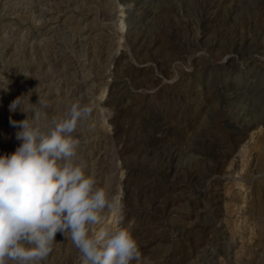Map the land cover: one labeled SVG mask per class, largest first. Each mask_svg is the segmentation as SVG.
<instances>
[{"label": "rangeland", "instance_id": "1", "mask_svg": "<svg viewBox=\"0 0 264 264\" xmlns=\"http://www.w3.org/2000/svg\"><path fill=\"white\" fill-rule=\"evenodd\" d=\"M202 1L0 0V155L17 97L49 124L87 106L79 156L121 204L93 231L141 264H264V0ZM44 264L82 259L58 232Z\"/></svg>", "mask_w": 264, "mask_h": 264}, {"label": "clouds", "instance_id": "2", "mask_svg": "<svg viewBox=\"0 0 264 264\" xmlns=\"http://www.w3.org/2000/svg\"><path fill=\"white\" fill-rule=\"evenodd\" d=\"M18 109L25 119L10 124L21 143L0 155V264H44L58 232L71 239L82 264H141L138 241L127 229L93 231L105 209L121 204L86 174L79 156L74 134L91 109L72 103L50 124L40 110L29 115L22 96L9 105L10 112Z\"/></svg>", "mask_w": 264, "mask_h": 264}, {"label": "bare ground", "instance_id": "3", "mask_svg": "<svg viewBox=\"0 0 264 264\" xmlns=\"http://www.w3.org/2000/svg\"><path fill=\"white\" fill-rule=\"evenodd\" d=\"M213 3V0H203L202 1V7L204 8V7H208L209 5H211ZM200 7V6H199ZM12 12V11H11ZM138 37V36H137ZM141 39V38H140ZM189 39V38H188ZM192 39V38H191ZM185 41V40H184ZM182 42L181 43V45L182 46H187V47H191L192 46V43H193V41L192 40H187V41H185V42ZM238 41V40H237ZM237 41H235L234 40V42H233V45H236V47L237 46H239V47H241V43L240 44H237ZM195 44V43H194ZM259 44V43H258ZM212 46V45H211ZM211 46H209V48L211 49ZM178 48V47H177ZM179 48H181V47H179ZM184 49H186V48H184ZM188 114V113H187ZM230 121V120H229ZM226 124H231V122H227ZM237 130H239L238 128H237ZM236 132V131H235ZM234 133V132H233ZM214 150V149H213ZM209 151V150H208ZM178 153H179V150H177V149H175V150H173V151H171L170 153H169V159H168V167L170 168L171 167V162L173 161V159L174 158H176V156L178 155ZM216 153V152H215ZM209 155H211V154H209ZM217 156H219V157H222L223 156V153H221V155L220 154H217ZM217 156H215V158H216V161L218 162V158H217ZM167 157V156H166ZM206 158V157H205ZM211 158V157H210ZM217 162H216V164H217ZM168 168V169H169ZM163 172V171H162ZM168 172V171H167ZM161 173V172H160ZM165 174H166V172H165ZM218 174V173H217ZM168 175V174H167ZM189 175V174H188ZM192 175L193 174H191V178H193L192 177ZM167 177V176H166ZM165 179V178H164ZM159 199V198H158ZM210 248V247H209ZM204 255H205V253H204ZM211 261V260H210ZM207 263V262H206Z\"/></svg>", "mask_w": 264, "mask_h": 264}]
</instances>
